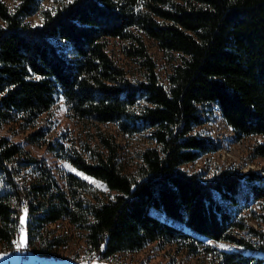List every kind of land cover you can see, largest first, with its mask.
Returning <instances> with one entry per match:
<instances>
[{
  "label": "trees",
  "instance_id": "1",
  "mask_svg": "<svg viewBox=\"0 0 264 264\" xmlns=\"http://www.w3.org/2000/svg\"><path fill=\"white\" fill-rule=\"evenodd\" d=\"M37 12L40 24L29 20ZM0 19V127L33 126L28 140L107 189L74 171L57 175L1 134L0 245L24 235L51 255L68 237L49 226L66 219L95 257L156 242L209 255L211 264H264V228L249 222L264 219V164L218 166L210 176L185 168L218 148L197 128L211 104L237 139L261 135L251 156L264 158V0H58L45 8L0 0ZM148 39L171 63L165 80ZM121 56L144 77L134 79ZM60 99L81 126L76 136L51 138V125L38 123ZM108 123L152 140L134 165Z\"/></svg>",
  "mask_w": 264,
  "mask_h": 264
},
{
  "label": "rangeland",
  "instance_id": "2",
  "mask_svg": "<svg viewBox=\"0 0 264 264\" xmlns=\"http://www.w3.org/2000/svg\"><path fill=\"white\" fill-rule=\"evenodd\" d=\"M17 0H6L10 7H14ZM58 0H41L42 6L53 7L57 4ZM42 15L40 12L35 13L29 17L32 23L40 24L42 22ZM0 23L2 20L0 19ZM149 49L155 56L158 62V72L162 80L166 79V75L171 69L167 55L155 44L153 40L148 39ZM122 57V56H121ZM123 58V57H122ZM123 63L131 72L134 79L142 78L143 70L137 68L133 61L128 58H123ZM207 120L204 124L198 126V130L212 139L218 145L215 151L208 152L196 161L185 164V168L192 171L201 169L206 176H210L212 171L220 166L224 168L234 165L239 170H247L249 168L261 169L264 164L263 157H252V146L256 141L261 139V135L254 134L246 136L242 139H237L231 127L226 123L219 107L211 104L209 110L203 112ZM39 124L51 125V130L48 133L49 137L59 136L62 132H68L70 135H78L81 131V126L75 119L68 115V106L65 104L64 99H60L54 107V114L47 116L44 114L39 118ZM111 130L119 133V141L124 145V158L128 165H134L139 161L140 151L152 144V140L147 137V134L137 133L135 135H128L118 131V127L114 123L105 124ZM33 126H21L17 122H9L0 127V135H9L12 140L19 141L22 146L37 156L45 157L48 163L52 166L53 171L58 175L60 171H74L86 178L90 182L98 185L106 190L105 186L97 179L85 174L84 172L73 167L69 162L53 156L44 145H38L28 140L27 135L33 131ZM253 207L258 213H263L258 205L254 204ZM249 222L260 228H264V219L250 218ZM22 224V223H21ZM55 230V234L67 235L68 242L60 244L51 255L48 253H41L35 250L32 246L24 243L21 244V237L14 239L11 245H0V264H24L31 262L58 263V264H91L90 257L93 255L87 252V243L85 232L72 224L66 219H60L49 226ZM254 239V237H251ZM16 241L20 246H24L25 250L20 252H10L11 247L16 245ZM211 243L223 248H230L231 245L222 241L209 240ZM260 254H264L261 251ZM4 260V261H3ZM212 257L205 254H188L184 248L178 249L173 243H166L163 246L158 245L156 242L146 245L139 251L118 253L112 259L104 258L106 264H211Z\"/></svg>",
  "mask_w": 264,
  "mask_h": 264
},
{
  "label": "built area",
  "instance_id": "3",
  "mask_svg": "<svg viewBox=\"0 0 264 264\" xmlns=\"http://www.w3.org/2000/svg\"><path fill=\"white\" fill-rule=\"evenodd\" d=\"M23 226H25V222L23 223ZM22 250H25V247L20 246L19 243L16 241V246L11 247L10 252H20ZM88 261H90L91 264H105L103 257L92 256V257H90V260H88Z\"/></svg>",
  "mask_w": 264,
  "mask_h": 264
},
{
  "label": "snow or ice",
  "instance_id": "4",
  "mask_svg": "<svg viewBox=\"0 0 264 264\" xmlns=\"http://www.w3.org/2000/svg\"><path fill=\"white\" fill-rule=\"evenodd\" d=\"M69 2H71V0H69ZM21 223H22V224L24 223V218H23V217L21 218ZM20 243H21V244H23V243H24V238H23V235H22V238H21V241H20ZM220 247H221V248H223V247H224V245H222V244H221V245H220Z\"/></svg>",
  "mask_w": 264,
  "mask_h": 264
},
{
  "label": "bare ground",
  "instance_id": "5",
  "mask_svg": "<svg viewBox=\"0 0 264 264\" xmlns=\"http://www.w3.org/2000/svg\"><path fill=\"white\" fill-rule=\"evenodd\" d=\"M21 228H24L23 224H21ZM16 246V245H15ZM106 264V263H105Z\"/></svg>",
  "mask_w": 264,
  "mask_h": 264
},
{
  "label": "crops",
  "instance_id": "6",
  "mask_svg": "<svg viewBox=\"0 0 264 264\" xmlns=\"http://www.w3.org/2000/svg\"><path fill=\"white\" fill-rule=\"evenodd\" d=\"M4 261V260H3Z\"/></svg>",
  "mask_w": 264,
  "mask_h": 264
}]
</instances>
